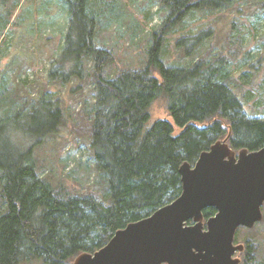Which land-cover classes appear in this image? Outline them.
I'll return each instance as SVG.
<instances>
[{"label": "trees", "instance_id": "1", "mask_svg": "<svg viewBox=\"0 0 264 264\" xmlns=\"http://www.w3.org/2000/svg\"><path fill=\"white\" fill-rule=\"evenodd\" d=\"M62 1L69 24L48 76L62 84L79 81L91 62L95 103L86 130L107 200L94 193H62L37 174L34 150L62 124L60 98L42 97L25 114L0 109V264H72L79 254L94 253L118 230L175 200L181 192L179 167L194 164L216 141L227 138L236 152L264 147V116L243 110L226 59L167 64L164 31L153 35L145 67L110 77L111 57L95 44L98 15L91 0ZM160 1L168 11L163 27H173L195 12L212 15L239 0ZM210 36V29L184 34L175 47L188 57ZM158 99H164L172 124L151 122L150 108ZM213 213L203 212L205 217ZM246 255L251 256L250 247Z\"/></svg>", "mask_w": 264, "mask_h": 264}, {"label": "rangeland", "instance_id": "2", "mask_svg": "<svg viewBox=\"0 0 264 264\" xmlns=\"http://www.w3.org/2000/svg\"><path fill=\"white\" fill-rule=\"evenodd\" d=\"M263 0H239L212 15L195 12L182 23L163 27L168 16L160 0H91L97 14L95 44L108 51L106 73L140 70L154 34L164 39V61L187 65L217 58L228 61L225 71L243 110L252 117L264 116V9ZM69 18L62 0H0V109L7 115L27 113L42 97L60 98L63 121L57 132L34 150L39 177L68 195L94 193L107 200L106 182L99 174L89 150L87 118L95 103L93 71L87 61L85 76L62 84L48 72L64 48ZM211 31L190 56L176 49L178 38ZM151 122L163 119L172 124L164 99L150 108ZM200 126V125H198ZM174 127V135L180 133ZM225 140V138L219 141ZM0 202V211L2 210ZM263 218L251 229L240 228L237 243H247L251 256L240 254L241 264H264ZM73 263V262H72ZM25 264H43L32 261Z\"/></svg>", "mask_w": 264, "mask_h": 264}, {"label": "water", "instance_id": "3", "mask_svg": "<svg viewBox=\"0 0 264 264\" xmlns=\"http://www.w3.org/2000/svg\"><path fill=\"white\" fill-rule=\"evenodd\" d=\"M181 194L149 217L115 232L94 253L72 264H239L232 255L238 227L263 218L264 147L235 152L227 138L179 167ZM216 210L203 230L202 211ZM192 220L195 224L186 226Z\"/></svg>", "mask_w": 264, "mask_h": 264}, {"label": "flooded vegetation", "instance_id": "4", "mask_svg": "<svg viewBox=\"0 0 264 264\" xmlns=\"http://www.w3.org/2000/svg\"><path fill=\"white\" fill-rule=\"evenodd\" d=\"M236 152V151H235ZM180 194H181V192H180ZM180 194H179V196H180ZM178 196V197H179ZM177 197V198H178ZM176 198V199H177ZM175 199V200H176ZM175 200H173V201H175ZM172 201V202H173ZM171 203V202H170ZM168 205V204H167ZM262 208V207H261ZM207 209H213V208H207ZM206 210V209H205ZM205 210H203L202 211V219H203V230H206V222L210 219V218H212V217H214L215 216V214H216V210H214V213H213V215H211V216H209V217H205L204 216V214H203V212L205 211ZM193 224H195L192 220H189V221H186L185 222V225L186 226H190V225H193ZM240 228H245V229H251V228H246V227H238L237 229H236V231H235V233H234V237H233V242H232V245L234 246V247H241V249H237V251H235L234 252V254L232 255V258L233 259H237V260H239V264H241V261H242V259L240 258V254H243L244 252H246L247 251V249L249 248V246L248 245H246L247 243H243V244H241V243H237L236 242V240H235V236H236V234H237V231L240 229Z\"/></svg>", "mask_w": 264, "mask_h": 264}]
</instances>
